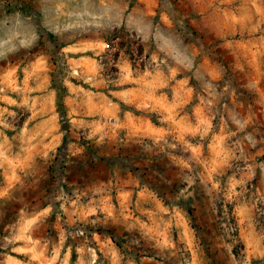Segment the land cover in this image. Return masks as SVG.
I'll use <instances>...</instances> for the list:
<instances>
[{
	"label": "rangeland",
	"instance_id": "rangeland-1",
	"mask_svg": "<svg viewBox=\"0 0 264 264\" xmlns=\"http://www.w3.org/2000/svg\"><path fill=\"white\" fill-rule=\"evenodd\" d=\"M0 264H264V0H0Z\"/></svg>",
	"mask_w": 264,
	"mask_h": 264
},
{
	"label": "trees",
	"instance_id": "trees-1",
	"mask_svg": "<svg viewBox=\"0 0 264 264\" xmlns=\"http://www.w3.org/2000/svg\"><path fill=\"white\" fill-rule=\"evenodd\" d=\"M189 213L191 214V212L189 211Z\"/></svg>",
	"mask_w": 264,
	"mask_h": 264
}]
</instances>
